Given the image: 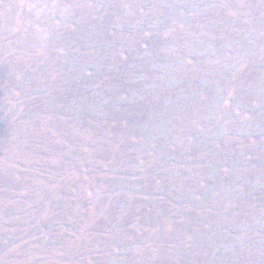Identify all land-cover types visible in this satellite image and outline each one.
<instances>
[{"label":"rangeland","instance_id":"obj_1","mask_svg":"<svg viewBox=\"0 0 264 264\" xmlns=\"http://www.w3.org/2000/svg\"><path fill=\"white\" fill-rule=\"evenodd\" d=\"M0 264H264V0H0Z\"/></svg>","mask_w":264,"mask_h":264}]
</instances>
